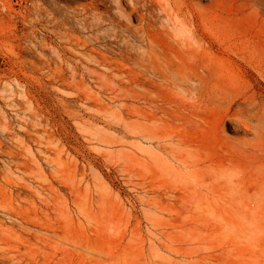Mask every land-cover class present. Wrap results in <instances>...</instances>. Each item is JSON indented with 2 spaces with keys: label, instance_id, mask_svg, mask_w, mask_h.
<instances>
[{
  "label": "rangeland",
  "instance_id": "1",
  "mask_svg": "<svg viewBox=\"0 0 264 264\" xmlns=\"http://www.w3.org/2000/svg\"><path fill=\"white\" fill-rule=\"evenodd\" d=\"M170 1L0 0V264H264V0Z\"/></svg>",
  "mask_w": 264,
  "mask_h": 264
},
{
  "label": "bare ground",
  "instance_id": "2",
  "mask_svg": "<svg viewBox=\"0 0 264 264\" xmlns=\"http://www.w3.org/2000/svg\"><path fill=\"white\" fill-rule=\"evenodd\" d=\"M154 3L160 7L163 6L162 10L170 16L169 4L168 7L164 6L163 0H154ZM169 3L178 12L177 16H182L186 8V0H171ZM156 26V22L150 20L145 26L142 25L138 29H129L131 38L124 39L127 52L122 53L123 61L130 65L133 72H143L145 76L151 78V81H155L156 84L168 85L174 89L189 86L190 81L187 79L191 73L189 55L194 53V45L198 42V39L193 42L175 39L182 46L183 56L181 58L172 56L164 58L154 41Z\"/></svg>",
  "mask_w": 264,
  "mask_h": 264
}]
</instances>
